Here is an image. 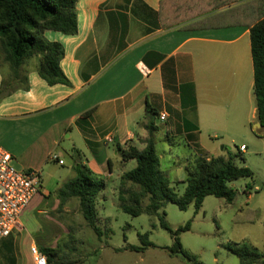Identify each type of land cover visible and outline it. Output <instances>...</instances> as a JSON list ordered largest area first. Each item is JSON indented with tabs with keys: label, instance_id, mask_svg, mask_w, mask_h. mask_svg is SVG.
Segmentation results:
<instances>
[{
	"label": "crops",
	"instance_id": "0c3cea01",
	"mask_svg": "<svg viewBox=\"0 0 264 264\" xmlns=\"http://www.w3.org/2000/svg\"><path fill=\"white\" fill-rule=\"evenodd\" d=\"M214 1L179 0L185 17L164 27L160 0H79L75 35L45 33L63 46L61 68L71 85L50 86L39 76L35 57L34 67L23 69L28 89L0 102V146L16 169L41 175L39 193L21 215L23 229L0 238V264H34V245L58 252L71 234L66 217L74 216L67 215L72 206L61 205L57 190L74 178L77 163L105 181L113 176L114 159L121 176L126 173L117 148L145 147L150 110L157 113L156 146L179 136L206 158L224 153L209 152L204 136L264 137L250 39L264 0H227L209 9ZM2 79L0 70V86Z\"/></svg>",
	"mask_w": 264,
	"mask_h": 264
},
{
	"label": "trees",
	"instance_id": "16d2710c",
	"mask_svg": "<svg viewBox=\"0 0 264 264\" xmlns=\"http://www.w3.org/2000/svg\"><path fill=\"white\" fill-rule=\"evenodd\" d=\"M79 0H0V48L2 62L0 70L3 79L0 86V102L18 90L28 89V77L23 70L28 58L38 57L37 72L50 86L57 84L70 86L71 82L61 68V61L65 51L57 42L47 40V31L60 32L65 35H75L78 31L77 3ZM179 0H160L159 18L164 27L177 24L181 16L176 6ZM216 1V2H215ZM209 9L223 5L227 0H215ZM255 4L251 6L254 8ZM187 16V14H186ZM250 26L251 52L254 65V96L258 111V120L264 127V11ZM8 67L10 73L5 74L3 69ZM87 112L84 116H89ZM156 111L150 110L147 115L145 129L148 138L144 141L145 147L139 149L132 144L118 147L122 163L136 161V167L121 176V186L118 191L120 208L134 217L147 214L158 216L160 225L169 231L174 239V246L170 249L173 254H181L187 259H196L190 256L181 244L179 235L189 229L190 222L175 232L169 228L165 216L160 214L166 203L175 204L181 211L188 210L193 204L198 212L206 197L214 196L232 203L236 192L229 183L243 177L252 176L246 166H237L236 158H242L241 152L229 151L226 155L206 158L198 156L193 147L182 137H166L170 147H179L186 152L188 162L184 165L186 179L182 195L176 192L170 179L160 169V156L157 152L154 134L157 126L154 118ZM111 165V164H110ZM75 176L64 183L56 192V196L65 204L73 198L79 199L82 214L88 224L96 231L97 212L96 201L98 195L106 187V181L94 174L82 163L75 165ZM180 183V182H178ZM177 183V184H178ZM131 184L132 187H127ZM138 187L137 189H135ZM148 198V204L144 201ZM100 234V232H99ZM148 247V234L140 237ZM145 247V248H146ZM143 248L142 250H144ZM129 250L139 248L130 246ZM240 264H264V252L246 243H233L229 247ZM49 264H60L58 252L54 249L44 250ZM200 264V263H199Z\"/></svg>",
	"mask_w": 264,
	"mask_h": 264
},
{
	"label": "rangeland",
	"instance_id": "374dc122",
	"mask_svg": "<svg viewBox=\"0 0 264 264\" xmlns=\"http://www.w3.org/2000/svg\"><path fill=\"white\" fill-rule=\"evenodd\" d=\"M1 59L0 48V65ZM25 62L23 69L30 70L36 58H28ZM3 71L6 75L10 73L8 67ZM163 125L159 122L160 127ZM202 141L209 152L223 151L224 155L229 151L237 153L244 144L247 150L240 153L242 158H236L235 164L249 168L252 176L229 183L236 192L232 203L208 196L198 212L193 204L188 210L181 211L169 202L160 211V214H166L165 220L172 232L190 222L189 229L181 232L179 238L187 253L196 259H187L170 251L174 239L169 231L161 227L158 216L142 214L134 217L122 211L118 198L122 173L114 159L113 176L106 180V187L98 195L95 205L96 227L100 234L85 220L79 199L69 200L67 204L73 210L67 215L74 217H65L72 221L69 227L71 234L63 237L56 261L60 264H240L239 258L229 250L233 243H246L264 252V137L256 138L251 132L248 136L241 133L220 135L218 140L204 136ZM157 152L161 158V171L170 179L176 192L182 195L186 186L181 183L186 179L184 165L189 159L186 152L161 140L157 141ZM66 160L67 167L70 159ZM135 167L136 161H130L124 165V171ZM147 204L148 198L144 201V205ZM57 214L65 215L61 211ZM145 234H148V242L151 243L148 247L140 238ZM130 246L139 250H129Z\"/></svg>",
	"mask_w": 264,
	"mask_h": 264
},
{
	"label": "built area",
	"instance_id": "2783aa9c",
	"mask_svg": "<svg viewBox=\"0 0 264 264\" xmlns=\"http://www.w3.org/2000/svg\"><path fill=\"white\" fill-rule=\"evenodd\" d=\"M166 117V114L160 115L161 120ZM246 149L243 145L239 151L244 152ZM51 160L58 161V157L53 154ZM13 161V156L0 146V238L9 237L23 229L21 215L41 187L39 172L17 170ZM30 252L34 264H49L47 256L37 246H32Z\"/></svg>",
	"mask_w": 264,
	"mask_h": 264
}]
</instances>
